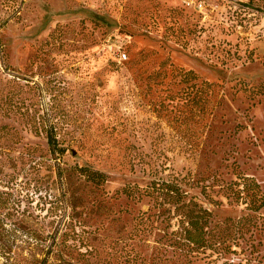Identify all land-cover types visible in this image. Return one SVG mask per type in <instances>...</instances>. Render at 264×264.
Listing matches in <instances>:
<instances>
[{"label": "rangeland", "instance_id": "374dc122", "mask_svg": "<svg viewBox=\"0 0 264 264\" xmlns=\"http://www.w3.org/2000/svg\"><path fill=\"white\" fill-rule=\"evenodd\" d=\"M253 191L264 0H0V264H264Z\"/></svg>", "mask_w": 264, "mask_h": 264}, {"label": "trees", "instance_id": "16d2710c", "mask_svg": "<svg viewBox=\"0 0 264 264\" xmlns=\"http://www.w3.org/2000/svg\"><path fill=\"white\" fill-rule=\"evenodd\" d=\"M181 71L183 72L184 76L188 74L193 75V71L191 69H181ZM27 119L28 121H31V124L34 127H37V124L39 122L34 116L28 115ZM44 134L50 149H52L53 151H58L59 153H63L65 151V148L63 146H59V141L57 139L56 133L51 128L44 130ZM78 171L82 173L87 179L96 183H100L106 180L104 172L89 166H79ZM159 187L160 189H164L165 192L171 193L175 197V202L176 205H178L177 209L179 208L178 212L180 213V217L186 222L185 226H183L180 232L182 239L190 244L192 243L193 245H205L207 240L206 236L208 235L206 227L208 225L209 212L205 208L199 206L196 202H190V204H187V202L182 200L181 196L183 191L180 190L179 186L174 182L162 181L161 185H159L158 188ZM243 193L249 196L248 208L254 211H258L264 205L263 193L256 191Z\"/></svg>", "mask_w": 264, "mask_h": 264}]
</instances>
